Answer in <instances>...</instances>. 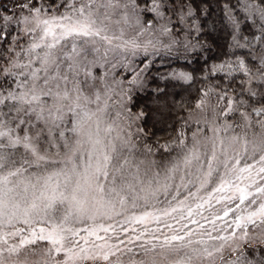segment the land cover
<instances>
[{
	"label": "snow or ice",
	"instance_id": "1",
	"mask_svg": "<svg viewBox=\"0 0 264 264\" xmlns=\"http://www.w3.org/2000/svg\"><path fill=\"white\" fill-rule=\"evenodd\" d=\"M211 6L0 3V264H264V0Z\"/></svg>",
	"mask_w": 264,
	"mask_h": 264
},
{
	"label": "trees",
	"instance_id": "2",
	"mask_svg": "<svg viewBox=\"0 0 264 264\" xmlns=\"http://www.w3.org/2000/svg\"><path fill=\"white\" fill-rule=\"evenodd\" d=\"M7 0H0V3H6ZM213 4L211 6L210 11H212L214 13V16L218 17L220 15H222L220 9L217 7V4L223 3V0H212L211 1ZM213 55H215V53H213ZM185 62L183 60H176L175 57H166L165 58V64L163 66H160V68H158V72L159 74H164L167 73L168 71H170V69L172 68H177L181 65H183ZM157 70V69H156ZM152 73V70H150V74Z\"/></svg>",
	"mask_w": 264,
	"mask_h": 264
},
{
	"label": "rangeland",
	"instance_id": "3",
	"mask_svg": "<svg viewBox=\"0 0 264 264\" xmlns=\"http://www.w3.org/2000/svg\"><path fill=\"white\" fill-rule=\"evenodd\" d=\"M212 1V0H211ZM211 4H213L212 2H211ZM165 58L166 57H164L163 59H161V58H159V57H157L156 59H155V62H154V64L152 65V67H151V70H152V73L150 74V75H156V74H158L157 72H158V68H160V66H163L164 64H165ZM143 59V57L141 56V57H138L137 59H136V62H137V64H139V66L140 67H143V64H141L140 63V60H142ZM157 69V70H156ZM171 70V69H170ZM160 73V72H159Z\"/></svg>",
	"mask_w": 264,
	"mask_h": 264
}]
</instances>
